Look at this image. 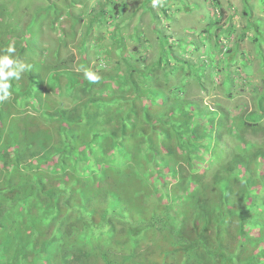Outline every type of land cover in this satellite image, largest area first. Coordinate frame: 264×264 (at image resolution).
<instances>
[{
	"label": "trees",
	"instance_id": "16d2710c",
	"mask_svg": "<svg viewBox=\"0 0 264 264\" xmlns=\"http://www.w3.org/2000/svg\"><path fill=\"white\" fill-rule=\"evenodd\" d=\"M52 1L43 16L53 27L63 17L70 31L46 46L41 14L25 15L22 0H0V56L26 66L0 101V264H171L176 252V264H264V150H251L246 139L257 131L251 116L264 107L258 91L249 112L212 111L186 94L190 79L207 90L206 67L158 36L156 48L143 43L147 37L127 39L123 2L89 13L82 0L79 13L76 0H56L59 16ZM211 1L213 13L221 8L220 28L236 34L234 17L226 23L228 10ZM88 37L107 45L88 47ZM222 84L233 99V78ZM219 136L246 141L247 151H226ZM169 163L180 167L175 188L194 185L184 167L197 180L173 208L151 179L160 187Z\"/></svg>",
	"mask_w": 264,
	"mask_h": 264
},
{
	"label": "rangeland",
	"instance_id": "374dc122",
	"mask_svg": "<svg viewBox=\"0 0 264 264\" xmlns=\"http://www.w3.org/2000/svg\"><path fill=\"white\" fill-rule=\"evenodd\" d=\"M84 1H87L86 10L89 12L93 9L98 10L108 0ZM207 1L162 0L160 6L153 7L152 0H110L108 9L111 10L116 2H123L125 5V11L120 21L127 39L130 34H133L136 40H139V37H147V40L143 39V43L148 47L156 48L158 36L161 44H165L169 48H184L189 52L185 55L188 60L195 64H201L200 67H206V82L203 85L207 90L201 88L194 79H190V85L186 91L188 98L192 97L195 100L204 102L212 111L221 112L224 109H231L233 115H237L253 109L251 95L253 91H258L256 94L257 105L260 107L261 105L258 102L262 100L264 106V0H218L223 9L228 10V18L225 22H229L234 17L232 23L237 31L236 34L231 35L225 29H221L220 24H218V21H220V6H214L213 13ZM75 3H77L75 9L82 13L84 11L82 0H76ZM245 3L247 6L244 5ZM51 4L56 15L60 16V11L63 12V10L57 5V1L53 0ZM21 5V12H25V15L36 17L41 14L43 17V22L46 25L42 28L41 33L46 46H52L53 36L58 37L61 36V32L68 33L70 31L64 29L67 25L62 23L63 17L53 27V22L43 16L46 0H22ZM245 7L249 12L247 16H244ZM232 8L235 14H233ZM81 16L84 17V14H81ZM77 29L79 35L84 34V25ZM111 33L117 34L116 32ZM91 35H97L95 28ZM243 35H246V41L241 42L240 38ZM99 42L101 45H107L106 40ZM96 44L97 40L92 38V41L87 45L88 47H100ZM127 44L128 48L135 46L133 45L134 41H128ZM238 44L239 47L236 48ZM229 46L233 48H229ZM217 65H219L218 70L221 69L220 72L216 69ZM212 72L215 75H211ZM229 76L233 78L231 89L233 99L227 98V86L222 84ZM212 80L215 81L216 85H212ZM255 115L251 116V119L257 131L248 132L246 139L250 142L247 144H251L249 146L251 150L254 148L264 150V120L262 121L264 119V107L263 110L257 111ZM257 117L259 122H256ZM214 136L216 138V133ZM219 137L221 141H225L226 151H231L234 148L238 149L239 147L243 148V152L247 151L244 144L246 141ZM218 153L221 154V151L219 150ZM246 155L247 153H245ZM174 168H177V175L167 171V169L172 170ZM188 168L184 167L186 180L193 182L194 185L192 186H196L197 180L194 171H190ZM179 171L178 164L169 163L159 178L162 182L160 187L158 177L155 174L151 175V179L157 181L154 187L155 190L161 189L162 193L169 194V199L165 201L168 208L178 202L176 199L179 195H186L188 189L192 187L184 186V182L182 188H175L178 184ZM157 197L158 193H155L153 198H147L150 202L149 207L156 204ZM148 201H145L143 205H147ZM138 204L141 208V202ZM154 215L157 218L159 213L152 214L149 217ZM120 227L122 231H125L122 224ZM167 230V228L162 227L156 229V233L159 234V237H163V235H166ZM174 232L173 229L170 234ZM113 252H118V249L114 247ZM129 253L130 250H127L126 254ZM177 261L171 262V264H176Z\"/></svg>",
	"mask_w": 264,
	"mask_h": 264
},
{
	"label": "clouds",
	"instance_id": "9594fccd",
	"mask_svg": "<svg viewBox=\"0 0 264 264\" xmlns=\"http://www.w3.org/2000/svg\"><path fill=\"white\" fill-rule=\"evenodd\" d=\"M161 4H162V0H152L153 7H158ZM95 11H100V10H95ZM90 12L91 11H89V13ZM89 13L86 16L85 23L88 22ZM101 29L102 27L99 28V30ZM92 38L93 37H88L87 44L90 41H92ZM14 51H15L14 46L9 45V47L7 48V52L11 54ZM25 68L26 66L22 62H20L18 59L14 58L11 55L0 56V101L7 99L9 97L10 95L9 89L11 87L10 80L12 78L18 79L20 74L25 71ZM84 75L90 83H97L99 80L98 75H96L91 71H85ZM168 249H171V247L170 248L168 247ZM191 256H192L191 253H189L186 260H188ZM180 257H181V253L176 252V253H172L169 256V259L172 260L173 262L176 260L180 261Z\"/></svg>",
	"mask_w": 264,
	"mask_h": 264
}]
</instances>
